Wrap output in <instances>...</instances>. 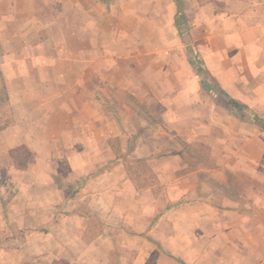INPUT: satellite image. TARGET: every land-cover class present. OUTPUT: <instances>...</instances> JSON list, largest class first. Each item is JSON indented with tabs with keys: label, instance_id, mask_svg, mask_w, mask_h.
<instances>
[{
	"label": "crops",
	"instance_id": "crops-1",
	"mask_svg": "<svg viewBox=\"0 0 264 264\" xmlns=\"http://www.w3.org/2000/svg\"><path fill=\"white\" fill-rule=\"evenodd\" d=\"M145 1L0 0V264H264V0Z\"/></svg>",
	"mask_w": 264,
	"mask_h": 264
},
{
	"label": "rangeland",
	"instance_id": "rangeland-1",
	"mask_svg": "<svg viewBox=\"0 0 264 264\" xmlns=\"http://www.w3.org/2000/svg\"><path fill=\"white\" fill-rule=\"evenodd\" d=\"M109 1H112V0H109ZM146 1L143 2V4H142V10L143 11L145 10V12H149L148 8L150 6L154 7V3L152 4V3L146 2ZM171 2H172V5L175 7V10L177 8L176 21L178 22V25H179L178 26L179 28L176 26L177 27L176 29L178 30L177 34L178 35L185 34L186 30H185V27L183 26L184 20H183V17L181 16V10H184L185 7H184L183 3L181 2V0H171ZM161 9L164 10V8H161ZM190 61L192 62V64L194 65V67L196 69H198L200 67L199 64H198L199 62H197V60H196V57H192L190 59ZM94 83L95 84H93L92 89L94 91H96L95 87H97V88H99V87H98V84H96L95 81H94ZM0 86H1V89H2L3 87H2V82L1 81H0ZM110 92L111 91L109 89H105V88H103V91H100V90L97 91V93L99 95H101L103 98H106V97L110 98V99L107 98L108 102L111 104V105H109L110 108L115 109L116 107L117 108L120 107V105L116 101H114V93L113 92L110 93ZM220 98L222 99L221 96H220ZM79 103H81V102H79ZM125 104L129 105V106H134V109H135V106L137 108H141V111H142L143 114H145V115L149 114V109L147 108V106L143 107L142 105L138 104L137 102L135 103L132 100H129V101L126 100ZM9 109H10V107H9V105H8L6 99H5L4 90L2 89V90H0V125H1V128L5 127V126H8L11 123V121H12V118L11 117L9 118ZM123 110L125 111V109H123ZM131 110H133V108ZM239 113H242L241 110H240ZM127 114H129V111H127ZM118 119H119L120 122H121V119H122V121H128L129 123H131V121H132V117L128 116V119H127L126 114L124 116H122L121 119L120 118H118ZM124 134L128 135L129 133H124ZM67 136L68 135H65V139H62V140H65V143H63L65 145L67 144L66 143ZM4 141L5 140H0V145H2ZM15 155H16V159H17L16 160L17 166L15 168H17V169H20L21 167L25 166L26 163L28 162V160L32 159L31 154L29 155V154H27V152H24V151H21V150H18V152ZM64 155L66 156V154H64ZM61 157H63V154L61 155ZM111 168H113V166L107 165V169H111ZM58 169H59V171H58L59 173L55 177V184H57L58 187H60V188L65 187L67 184H71L70 182L68 183V181H67L69 179V177H68L69 176V167H68V165H66L64 162H61V164H59ZM1 173H2V169L0 168V174ZM6 182L7 181H5V183ZM7 183L10 186V188L7 189V192L11 195L13 193L14 186H12V184L9 183V182H7ZM81 183L83 184V181H75V184H73V185L71 184L69 186V189L66 190V191H69L67 195L71 196V194H69V193H70V191L72 189L81 188ZM75 192H77V190Z\"/></svg>",
	"mask_w": 264,
	"mask_h": 264
},
{
	"label": "trees",
	"instance_id": "trees-1",
	"mask_svg": "<svg viewBox=\"0 0 264 264\" xmlns=\"http://www.w3.org/2000/svg\"><path fill=\"white\" fill-rule=\"evenodd\" d=\"M175 24L177 25V26H179L178 25V22L175 20ZM198 71L199 72H201V69L200 68H198ZM4 90V89H3ZM249 113V112H248ZM248 115V114H247ZM253 115V114H252ZM249 116H250V113H249ZM252 120L256 123V124H258L261 128H262V130L264 131V124L262 123V121L256 116V115H253L252 117Z\"/></svg>",
	"mask_w": 264,
	"mask_h": 264
}]
</instances>
